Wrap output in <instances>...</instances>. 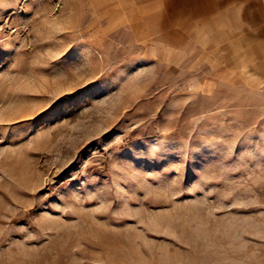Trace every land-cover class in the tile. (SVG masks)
<instances>
[{
	"label": "rangeland",
	"instance_id": "1",
	"mask_svg": "<svg viewBox=\"0 0 264 264\" xmlns=\"http://www.w3.org/2000/svg\"><path fill=\"white\" fill-rule=\"evenodd\" d=\"M248 43L155 44L131 0H0V264H264Z\"/></svg>",
	"mask_w": 264,
	"mask_h": 264
},
{
	"label": "crops",
	"instance_id": "2",
	"mask_svg": "<svg viewBox=\"0 0 264 264\" xmlns=\"http://www.w3.org/2000/svg\"><path fill=\"white\" fill-rule=\"evenodd\" d=\"M150 40L179 47L203 27L228 29L249 40L257 51L264 84V0H131ZM212 36H216V33Z\"/></svg>",
	"mask_w": 264,
	"mask_h": 264
}]
</instances>
